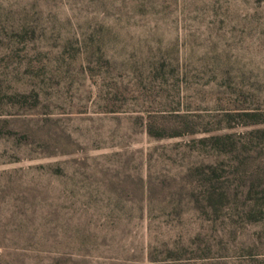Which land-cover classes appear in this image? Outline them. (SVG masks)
Returning a JSON list of instances; mask_svg holds the SVG:
<instances>
[{"label":"rangeland","instance_id":"1","mask_svg":"<svg viewBox=\"0 0 264 264\" xmlns=\"http://www.w3.org/2000/svg\"><path fill=\"white\" fill-rule=\"evenodd\" d=\"M0 264H264V0H0Z\"/></svg>","mask_w":264,"mask_h":264}]
</instances>
